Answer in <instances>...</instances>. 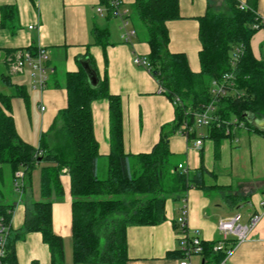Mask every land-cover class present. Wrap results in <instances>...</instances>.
<instances>
[{
  "label": "trees",
  "instance_id": "1",
  "mask_svg": "<svg viewBox=\"0 0 264 264\" xmlns=\"http://www.w3.org/2000/svg\"><path fill=\"white\" fill-rule=\"evenodd\" d=\"M110 12L111 0H101ZM226 11L209 8L199 20L202 50L201 71L193 73L183 54L169 50L167 23L179 20V0H135L130 15L136 37L150 47L147 57L151 74L159 82L161 92L174 104L176 118L173 131L162 132L161 139L148 154L125 153L121 99L111 95L107 82L93 87L83 70L66 74L67 107L58 112L49 129L42 133L36 148L19 135L12 110L16 96L29 104L25 85L13 83V75H2L3 84L17 88V95L0 89V183L9 171V188L23 193L33 186V171L40 169L41 200L27 210L22 235L41 233L48 245L52 264H63L64 244L52 229V205L64 196L61 176L67 172L71 182L72 245L75 264H128L127 229L135 226H156L166 221V202L184 197L189 189L206 191L205 169L195 172L179 169L169 148L172 134L183 133L189 140L196 136V115L213 106L217 122L208 128L215 141L218 157L222 139L231 138L235 130L264 136V128L244 118L264 120V58L257 59L251 48L253 36L264 30L262 18L255 9H240L238 0H224ZM2 14L13 15L12 7ZM4 18V17H3ZM259 25L258 29L255 26ZM2 26L7 27L6 19ZM107 31H93L95 43L108 45ZM264 54V45L262 47ZM36 48L25 52L37 53ZM9 69L11 51L0 49ZM93 70L94 62L90 58ZM10 73V71H9ZM54 72H52L53 74ZM156 73V74H155ZM232 75L225 80L224 76ZM50 81L48 80L47 86ZM217 83L224 92L217 94ZM108 100L110 105L111 152L100 156L94 135L92 103ZM236 122V123H235ZM103 159V160H102ZM106 162V172L99 175L100 162ZM23 175L18 176V172ZM0 185V223L10 226L13 205L3 200ZM55 195V200L52 196ZM180 233V222L174 223ZM11 230V229H10ZM18 239L10 232L7 264H17L14 243ZM218 241L205 243L203 256L219 264L223 254L214 252ZM180 254L179 261L183 259Z\"/></svg>",
  "mask_w": 264,
  "mask_h": 264
},
{
  "label": "crops",
  "instance_id": "2",
  "mask_svg": "<svg viewBox=\"0 0 264 264\" xmlns=\"http://www.w3.org/2000/svg\"><path fill=\"white\" fill-rule=\"evenodd\" d=\"M238 1L250 9L256 6L257 16L264 18V0ZM121 2L120 9L128 11L130 16L135 0ZM4 7H12L14 16L3 15ZM99 8H105L101 0H0V49L11 51V58L28 48L43 49L54 72L43 91L34 89L30 78V85L14 82L25 85L29 94L28 105L18 96L12 99L16 129L25 142L37 148L42 133L49 129L58 112L67 107L66 74L83 70L80 61L90 63L91 58L99 82H107L109 93L121 99L125 153L148 154L159 143L163 131H173L175 106L161 92L153 75L134 62L136 57L147 59L150 54L148 43L139 38L126 43L122 20L111 17L108 12L99 14ZM209 8L219 10L226 8V4L224 0H179L181 18L167 23L170 52L185 55L193 73L201 71L199 20ZM3 19L7 21V27L2 26ZM96 28L107 31L105 48L95 43L93 31ZM263 45L264 30H261L251 39L257 59ZM4 58L3 54L2 61L8 69ZM12 88L14 94H7L17 95V88ZM31 90L37 91L39 96L36 112L41 114L39 121H34L31 115ZM91 111L99 154L106 158L111 152L109 101L93 102ZM208 131L206 127L198 128L196 136L190 140L181 132L170 136L173 162L189 172L205 169L206 191L191 188L179 200L168 199L167 219L160 225L129 227L128 264H178L181 254L178 251L182 252V249L174 223L182 220L185 207L190 231L199 232L203 242L209 244L220 239L218 224L221 220L239 215L241 222L247 224L253 215L263 211L264 136L237 129L231 138L221 140L217 157L215 141ZM196 140H202L200 150L195 148ZM17 175H23V171ZM38 180L33 177V186L23 193L11 188L3 193L4 202L13 205L10 229L18 236L14 243L17 264H52L51 251L41 233L22 235L27 210H32L33 204L41 200ZM61 182L64 196L52 205V229L64 244L65 240L72 243L71 182L67 172L61 176ZM52 198L55 200L54 194ZM194 257L200 260L196 261ZM232 263L264 264V215L250 238L237 248ZM190 264L215 262L195 254L191 256Z\"/></svg>",
  "mask_w": 264,
  "mask_h": 264
},
{
  "label": "built area",
  "instance_id": "3",
  "mask_svg": "<svg viewBox=\"0 0 264 264\" xmlns=\"http://www.w3.org/2000/svg\"><path fill=\"white\" fill-rule=\"evenodd\" d=\"M121 0H111L110 12L112 17L120 18L122 20V29L124 31L123 38L126 43H130L133 38L136 37V31L131 26L130 16L128 11L120 9ZM247 7L240 4V9L244 10ZM106 8H99L98 13H106ZM262 25L264 26V18H262ZM259 25L255 26L258 29ZM135 64L149 72H151V65L145 58L136 57ZM10 74L13 76H24L26 69L29 71L28 76L32 81V87L34 89L43 91L47 87L50 74L53 72L48 64V56L43 49H38L36 54L29 52H22L15 56L14 59H9ZM232 78V75L224 76L227 81ZM217 86V94L224 92V88L214 83ZM44 110V107L41 108ZM214 110L213 106H208L205 110L196 115L195 122L200 128L209 127L211 124L216 123L218 120L212 115ZM236 123V122H235ZM238 128L246 130L243 124H238ZM195 148L198 150L202 147V140H196L194 142ZM179 169L185 171L182 165H179ZM22 176V175H18ZM263 208L262 212L253 215L247 224L241 222L239 215L231 216L225 220H221L218 224V230L220 233V239L214 246V252L223 254V259L219 264H233L232 258L237 248L247 241L255 227L261 221L264 215V202L261 203ZM10 226L5 222L0 223V264H7L5 258L7 255V245L10 236ZM179 245L182 249L183 259L178 264H190V258L193 255H203L204 245L203 240L200 237L199 232H191L187 225V207L184 209L183 218L180 221V233H177Z\"/></svg>",
  "mask_w": 264,
  "mask_h": 264
},
{
  "label": "rangeland",
  "instance_id": "4",
  "mask_svg": "<svg viewBox=\"0 0 264 264\" xmlns=\"http://www.w3.org/2000/svg\"><path fill=\"white\" fill-rule=\"evenodd\" d=\"M219 10H220V12L226 11V8H222V9H219ZM262 50H261L260 58L261 57L264 58V54H263ZM2 58H3V54L1 55V59H0V89H1V91L5 90L4 93H12V94H14V92H15L14 88L8 87V86L4 85L3 82H2V75L3 74H7V75L10 74L9 71H8L9 69H7L5 67V65H4V63H3ZM28 73H29V71L26 69V74L23 77L13 76L12 77L13 83L14 82H22L23 81V82L27 83L28 85H30L31 82H30ZM6 89H9V90H6ZM30 94H32L31 105H30L31 106V115H32V118H33L34 121H37V119L39 121L41 119V116H40L41 114H38V115L36 114L37 109H38V104H39V102H38L39 96L37 95V91H35V90H31ZM106 165L107 164H106L105 161H101L100 162V165H99V175L100 176H102L106 172ZM35 176H36V178L40 177V169L39 168L33 171L34 180H35ZM9 179H10V175H9V171H7L4 174V179H3L4 182H2V184L0 183L3 192H7L9 190V186H8L9 185V182H8ZM38 182H39V180H38ZM35 186L37 188V185H35ZM193 259H196V261L200 260L199 257H194ZM63 264H75L74 260H73V245H72L71 241H69V240H65L64 241V261H63Z\"/></svg>",
  "mask_w": 264,
  "mask_h": 264
},
{
  "label": "water",
  "instance_id": "5",
  "mask_svg": "<svg viewBox=\"0 0 264 264\" xmlns=\"http://www.w3.org/2000/svg\"><path fill=\"white\" fill-rule=\"evenodd\" d=\"M81 66L85 74L87 75V78L89 80V83L95 87L99 83V79L95 73V71L92 69L90 63L88 60L80 61ZM156 74V73H155ZM244 118L248 120L249 122H252L253 124L257 125L260 128H264V120H256L249 118L247 114L244 115Z\"/></svg>",
  "mask_w": 264,
  "mask_h": 264
}]
</instances>
